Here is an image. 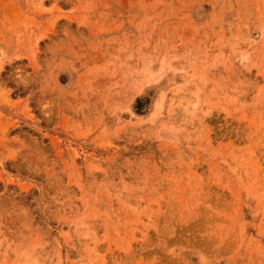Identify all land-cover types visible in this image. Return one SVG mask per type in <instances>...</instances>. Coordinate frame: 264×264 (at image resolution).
<instances>
[{
    "label": "rangeland",
    "instance_id": "1",
    "mask_svg": "<svg viewBox=\"0 0 264 264\" xmlns=\"http://www.w3.org/2000/svg\"><path fill=\"white\" fill-rule=\"evenodd\" d=\"M0 264H264V0H0Z\"/></svg>",
    "mask_w": 264,
    "mask_h": 264
}]
</instances>
